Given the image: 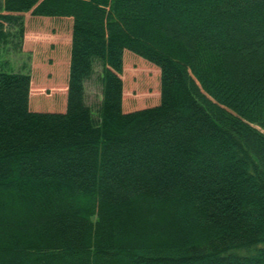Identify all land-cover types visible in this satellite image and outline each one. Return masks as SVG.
Masks as SVG:
<instances>
[{
    "label": "trees",
    "instance_id": "1",
    "mask_svg": "<svg viewBox=\"0 0 264 264\" xmlns=\"http://www.w3.org/2000/svg\"><path fill=\"white\" fill-rule=\"evenodd\" d=\"M25 12L70 18L62 111L6 69ZM0 264H264V0H0Z\"/></svg>",
    "mask_w": 264,
    "mask_h": 264
},
{
    "label": "rangeland",
    "instance_id": "2",
    "mask_svg": "<svg viewBox=\"0 0 264 264\" xmlns=\"http://www.w3.org/2000/svg\"><path fill=\"white\" fill-rule=\"evenodd\" d=\"M22 50L8 54L10 68L30 74V109L60 111L64 109L67 77V43L70 18L33 16L25 12ZM122 107L126 111L153 106L159 102V69L127 50L123 53L120 74ZM97 88L86 83L87 102L98 100ZM95 100V101H94Z\"/></svg>",
    "mask_w": 264,
    "mask_h": 264
},
{
    "label": "crops",
    "instance_id": "3",
    "mask_svg": "<svg viewBox=\"0 0 264 264\" xmlns=\"http://www.w3.org/2000/svg\"><path fill=\"white\" fill-rule=\"evenodd\" d=\"M70 37H71V22H70L69 38H68V43H67V47H66V51H67V72H68V61H69ZM66 79H67V77H66ZM29 93H30V91H29ZM64 93L66 94V85H65ZM64 102L66 103V96H65ZM65 103H63V104H65ZM62 110H64V109L62 108ZM62 110H60V111H62Z\"/></svg>",
    "mask_w": 264,
    "mask_h": 264
}]
</instances>
